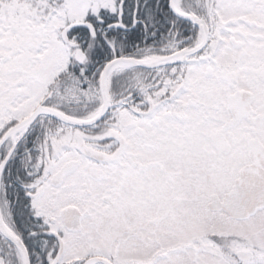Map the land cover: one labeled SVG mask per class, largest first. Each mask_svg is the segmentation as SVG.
<instances>
[{
	"label": "snow or ice",
	"instance_id": "6c2138e0",
	"mask_svg": "<svg viewBox=\"0 0 264 264\" xmlns=\"http://www.w3.org/2000/svg\"><path fill=\"white\" fill-rule=\"evenodd\" d=\"M0 264H264V0H0Z\"/></svg>",
	"mask_w": 264,
	"mask_h": 264
}]
</instances>
